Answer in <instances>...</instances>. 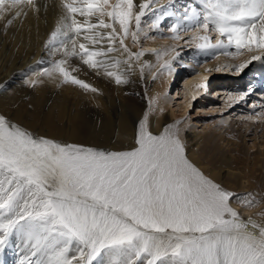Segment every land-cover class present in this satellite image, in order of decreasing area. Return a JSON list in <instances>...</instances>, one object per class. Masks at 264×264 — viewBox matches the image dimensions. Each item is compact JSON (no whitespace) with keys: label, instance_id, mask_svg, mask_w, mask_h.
Masks as SVG:
<instances>
[{"label":"snow or ice","instance_id":"1","mask_svg":"<svg viewBox=\"0 0 264 264\" xmlns=\"http://www.w3.org/2000/svg\"><path fill=\"white\" fill-rule=\"evenodd\" d=\"M202 2L207 9L203 17L195 7L185 8L183 19L189 23L174 24L169 29L172 39L180 38L181 27L197 33L201 28L208 32L212 25L218 34L215 44L208 35L191 37L203 41L198 45L202 50L233 44L237 50L264 49V0ZM74 3H63L68 14L64 30L53 31L48 43L70 32L80 36L83 31V39L93 45L106 38V51L89 50L85 43L77 50L76 39H70L69 50L61 42L64 55L79 56L92 69L103 68L117 85L125 83L121 75L109 70L121 61L109 65L96 58L112 53L117 39L128 54L123 63L129 68L133 57L138 61L144 55L143 51L132 53L125 39L131 34L133 42H139L141 17L151 0L139 5L138 13H133L134 0H118L111 11H106L109 0H84L86 10ZM18 4L40 11L36 0H0V18ZM77 13L107 15L119 23L123 36L103 19L81 23L75 19ZM21 14L16 11L14 18ZM133 18L135 30L130 33ZM159 22L157 18L153 26ZM12 23L9 19L7 26ZM100 28L111 31L106 37L88 34ZM220 37L227 39V45ZM67 64V59H61L37 75L54 79L58 74L65 84L98 91L74 76L77 69L70 70ZM245 67L241 64L236 70ZM41 82L33 79L28 85L35 88ZM243 98L244 94L229 95L233 102ZM179 123L154 135L147 128L146 116L139 125L135 148L104 151L36 136L0 114V253L10 238L21 236L33 249V257L40 254L24 264H264V225L251 218L243 220L231 205L235 194L187 157Z\"/></svg>","mask_w":264,"mask_h":264},{"label":"rangeland","instance_id":"2","mask_svg":"<svg viewBox=\"0 0 264 264\" xmlns=\"http://www.w3.org/2000/svg\"><path fill=\"white\" fill-rule=\"evenodd\" d=\"M163 1L151 0L149 8L145 9V15L141 17L139 42L134 43L131 39V34H129L130 39L126 44L128 49L132 53L143 51L144 55L138 61L133 57L131 68L127 66V69H123L122 72L113 70V72L121 75L126 80V87L123 93L119 89L122 98L125 99L123 102L131 104V107H135L139 112L138 116L134 115L132 128L138 131L141 121L146 116L147 121L149 118L160 120L161 122L171 121V118H173V111L171 110L178 112V104L184 105L189 101L184 83L187 76L189 77L192 73L194 74V72L204 69L210 72L211 77L207 85L209 89L202 90L203 95L195 99V101H191L185 112L179 111V117L174 121V125L180 122L178 125L180 137L188 155L191 153L189 151L198 152L196 155L200 160L198 167L211 179L220 183L226 190L235 194L231 205L240 213L241 218L247 220L251 217L253 221L260 224L259 221H264L262 219L264 218L262 217L264 216V49L257 50L253 47L252 51L247 48L237 50L233 44L223 47L224 50L221 47L202 50L198 45L203 43V41L191 40V37L197 34L208 35L211 37V42L215 44L218 34L211 30L212 25L209 26L210 30L208 32L201 28L197 33H194L182 30L185 22L181 23V25L178 20L174 23L171 20L166 21L170 16H176L178 11H182V14H185L184 9H191L192 7L197 9L202 18L207 11L202 0ZM112 2L111 7L109 9L106 8V11H111L117 0H112ZM178 8L179 10H177ZM163 9L165 10L163 11ZM16 11H21L22 13L19 18H14ZM178 16L177 18L182 22L181 15L178 14ZM157 18H159L160 22L157 27H154L153 25ZM9 19L13 20L11 26H7ZM84 19L93 24L103 19L105 23H112L117 33L123 36L116 22L107 15L101 17L96 14L90 17L80 16L77 18L81 23H84ZM170 22H172L171 25H168ZM174 24L182 26L178 29L179 39L171 38L174 34L169 29ZM0 30L3 32L11 52L13 48L16 49L14 54L16 59L12 60L13 66H15L16 62L23 59L20 55L26 54L25 52L28 51L29 45L36 49L34 51L32 49L28 57L34 55L37 49L42 50L39 54L41 62L32 64L23 73L24 77L15 78L8 89L11 93L18 87L23 91L20 99L13 100L16 104L6 110L8 118L19 122L23 127L29 128L33 123L30 119L31 113H33V108L30 104L32 100L30 99L35 98V96L31 95L33 89L28 85V77L35 75L39 68L38 66L44 67V65H47L52 67L55 63L54 50L57 45L55 41L52 44L48 43L51 33L54 31L52 30L51 2L45 5L43 3V8H40L39 13L29 9L25 10L18 4L17 8L12 9L3 18H0ZM98 30L104 32L105 36L111 31V29L103 28ZM134 30L135 20L130 24V33ZM220 39L224 40L225 45H227L228 42L225 37H220ZM111 46L115 49L112 53H114L116 60L121 61L120 64H123L128 59V54L120 47L119 40L117 39ZM219 49L231 54H225V58L220 59ZM166 54L169 56L166 59H162ZM253 56H260L261 59L252 60ZM72 61V64L75 65L74 68L77 69L79 60L73 58ZM147 61H153V66L156 63H159V65L156 69L150 71L147 70ZM249 61L251 62L249 63ZM221 62H228L229 66L221 68L218 66ZM184 63L185 65H182ZM244 63L247 64V67L237 71L236 69ZM86 66L90 68L85 65V70ZM141 68H143L142 73ZM173 69H177L176 84L173 87L168 86L165 90L166 101L159 100L161 103L163 102L164 108L161 110L162 115L160 116L155 111L154 98H161L162 95L159 91L157 92V89H161L163 83H166L164 77L168 76V73L170 74ZM219 69H222V71H218ZM25 73L29 75L25 76ZM93 75L91 72V77ZM101 79L108 83L109 92L112 91L115 84L112 83L111 77L104 74ZM101 79H99V82ZM202 84L199 83V85ZM51 92L50 96L54 98L57 93L62 94L64 91L55 88ZM240 94H244L243 99L235 102L229 100V95L237 97ZM102 96L104 97L102 103L105 105L106 111L99 108L96 102L93 103L88 100L90 99L88 97L84 102L90 104L92 111L96 108L103 117H110V112L108 111H110V107H114L119 103L120 97L116 95V92ZM70 101L72 105L79 103V101L75 100ZM49 109L48 105H44L40 112L43 115L48 113ZM53 112L58 117L57 109H54ZM18 113L19 115H17ZM21 113L27 116L24 120L21 119V116H23ZM249 117L253 118L249 119ZM57 121L58 118L55 121L57 128L67 127L66 122L62 124ZM36 124L39 126V123ZM27 130L36 136L42 134L39 133L40 131L37 128H29ZM66 131L67 133L62 139L68 138L72 130L66 129ZM103 148L107 147L100 146L96 149L100 150ZM261 225L263 224L261 223ZM71 254H74V252H70ZM18 264L24 263L19 262Z\"/></svg>","mask_w":264,"mask_h":264},{"label":"bare ground","instance_id":"3","mask_svg":"<svg viewBox=\"0 0 264 264\" xmlns=\"http://www.w3.org/2000/svg\"><path fill=\"white\" fill-rule=\"evenodd\" d=\"M51 2V14H52V30H56L57 28H61V31H63V24L65 23V17L68 15L66 12V9L63 8V3L65 2H72V0H36V3L40 6V8H43L44 5ZM118 2V0H117ZM147 0H134V7H133V13L139 12V5L146 3ZM161 2H164L161 0ZM160 2V3H161ZM112 0H109V6L107 9H109L112 5ZM159 3V2H158ZM25 10L29 9L32 10L30 6L27 4H20ZM155 5V4H154ZM160 5V4H159ZM74 6L80 7L86 10L87 5L84 4V1L82 0H75ZM165 9H163L164 11ZM179 10V8L177 9ZM166 13V12H164ZM174 14V13H173ZM181 15L182 22L178 16ZM79 13L75 14V19L79 18ZM184 14H182V11H178L176 16H170L169 19H166V21L171 20L173 23L178 20L179 24L184 23L187 25L189 21L183 19ZM167 18V17H166ZM134 21V18L131 22ZM70 22V21H69ZM85 22V19L83 20ZM110 22V21H109ZM170 22L168 25H171ZM131 24V23H130ZM116 25L119 27V23L116 22ZM182 25V24H181ZM117 28V27H116ZM95 33H104L101 30L94 29L91 33L88 34H95ZM85 33L82 31L80 36H76L74 32H70L68 37L59 36L58 39L55 41L57 48L54 50L55 54V62L61 60V59H67L68 64L67 66L69 69H75V65L72 64V59L76 58L79 60V67L77 68V71H74L72 74L76 76L78 79H81L91 85L92 87L96 88L98 91L96 93H93L91 91H85L81 89L77 85H71V84H65L62 82V77H59L57 74L54 79L48 78L47 76L43 75H37L38 73H41L44 68H51L47 65L38 66V70L36 71L35 75L29 76V80H38L42 81L39 83L35 88L31 87L33 90L31 91V95L33 94L35 98H32L30 102L33 113L32 116H30V119L33 121L32 126L29 127L37 128L42 134H39L38 136H43L46 138L53 139L55 141H58L60 143H72L81 145L84 147H91L93 149H96L100 146H104L107 148H103L100 150L104 151H130L133 148L136 147L135 139H136V133L137 130L132 128V123L134 120V115L138 116L139 112L135 107H131V104H126L125 99L122 98L121 92L119 89L123 91L125 90V84L122 83L117 85L115 83L114 78L112 79V83L115 84V86L112 88V91L109 92L108 83L105 80H102V76H104V69L100 68L99 71L92 69L91 67L88 68L83 64V61L79 58V56L76 57H65L64 50H63V44L67 45V48L70 50L72 45L70 43V39H76L77 41V50H79V44L85 43V45L89 48V50H103L106 51L107 47H109V43L107 39L105 38L104 41L100 44H91L88 41H85L83 39V35ZM106 37V36H105ZM130 39V35L125 39V44H127ZM113 45V44H112ZM60 49V51H57V49ZM33 49V51L36 49L32 45H29L28 51L25 52L26 54L20 55L23 59L16 62L15 66L12 64V60L16 59L14 58V54L16 49L13 48V51L11 52V49L8 48L7 41H5V37L3 35V32L0 30V114H4L6 117H8V113H6V110H9V107L12 105H15L16 102H13V100H18L20 97H22L23 91L21 89L16 88L14 91L9 92L8 89L12 85V81L17 77H24L23 73L28 70L29 67L32 66V64L36 62H41V58L39 57L41 49H37L34 52V55H31L28 57V54ZM224 50V48H222ZM222 49H219V53L221 56L220 59L225 58L227 55V52H223ZM226 54V55H225ZM169 55H164L162 59H166ZM9 57V58H8ZM28 57V59H27ZM98 60H105L109 65H112L115 63L116 58L114 56V53H109L107 56L104 57H97ZM167 61V60H166ZM153 61H147L148 66L147 70L156 69L159 63H156L153 66ZM222 63V64H221ZM219 67H227L229 66L228 62L224 63L221 62ZM245 64V63H244ZM172 65V64H171ZM182 65H185L182 64ZM128 64H120L118 67H111L109 70H120L122 72L123 69H127ZM178 69V68H177ZM177 69H173V71L168 76H165L166 83H163L161 89H157V92L159 91L162 95L161 98L157 99L154 98V104H155V111L159 113V115H162V109L163 108V102L161 103L159 100L166 101L165 99V90L168 86H174L176 84L175 79L178 75ZM218 71H222V69H219ZM217 71V72H218ZM91 72L94 74L93 77H91ZM179 73V72H178ZM29 74L25 73V76H28ZM96 77V78H95ZM211 77V73L207 70H200L199 72L192 73L189 77L185 79V87L187 91V97L189 98V101L184 105L178 104L179 111H186L191 104V101H195V99L200 98L203 95L202 90L209 89L207 87L208 81ZM99 79L101 81L99 82ZM27 81V80H26ZM199 83H203L204 87H200ZM58 88L62 92V94L57 93L56 97L50 96V93H52V89ZM51 89V91H50ZM116 92V95L120 97L119 103L116 104V106L110 107V117H103L101 113H99L96 108L92 111L90 104H88L86 101L87 97L90 98L88 100H91L93 103L96 102V105L99 106V108L104 109L103 111H106L105 105H103L102 100L104 97L102 95L105 94H112ZM12 94V95H11ZM164 95V96H163ZM10 100V101H9ZM70 100L79 101V103H74L72 105ZM44 105H48L49 112L46 114H41L40 110H42V107ZM57 109L58 111V117H56V114H54L53 110ZM172 112V120L171 121H165L161 122L160 120H156L153 118H149L147 121V128L148 130L154 134L158 135L163 132L165 126L168 125H174V121L178 119L179 117V111L176 112L175 110H171ZM183 113V112H181ZM23 115V113H21ZM19 115V113L17 114ZM133 115V117H132ZM27 116L23 115L21 116V119L24 120ZM29 117V115H28ZM18 118V117H17ZM16 118V119H17ZM56 118H58L59 123H65L66 122V128H60L56 127L55 121ZM11 120V119H10ZM14 123H17L21 126L19 122H15V120H11ZM135 122V121H134ZM36 123H39V126H37ZM30 125V124H29ZM23 127V126H22ZM25 129H29L24 127ZM66 129L72 130L70 133V136L68 138L62 137L67 133ZM111 147V148H110ZM108 149V150H107ZM186 155L187 157L195 164L200 165V160L197 158V151H189L191 152L190 155H188L187 149ZM196 160V163H195ZM200 168V167H199ZM201 169V168H200ZM247 212V211H246ZM250 213V212H249ZM248 214V212H247ZM245 213V215H247ZM264 217V216H262ZM251 218V217H250ZM254 218V217H253ZM261 219V218H260ZM264 220V218H262ZM249 220V219H247ZM245 220V221H247ZM262 220V221H263ZM259 223L264 225V221ZM33 249L29 246V244L25 241V239L21 236H13L10 238L9 244L6 247L5 251L3 253H0V264H18L19 262H27L32 261L34 262L36 259L40 258V254L38 253L36 257L32 256ZM74 252V251H73ZM75 254V252H74Z\"/></svg>","mask_w":264,"mask_h":264}]
</instances>
